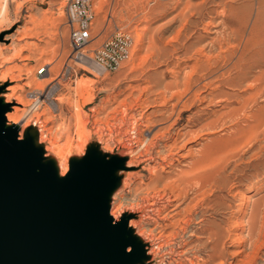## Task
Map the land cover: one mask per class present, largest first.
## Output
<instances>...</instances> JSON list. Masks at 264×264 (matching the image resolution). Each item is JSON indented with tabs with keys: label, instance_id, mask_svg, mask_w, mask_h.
<instances>
[{
	"label": "rangeland",
	"instance_id": "374dc122",
	"mask_svg": "<svg viewBox=\"0 0 264 264\" xmlns=\"http://www.w3.org/2000/svg\"><path fill=\"white\" fill-rule=\"evenodd\" d=\"M66 4L67 0H0V73H6L0 95L16 85L7 102L0 99L9 106L19 105L18 112H25L36 90L50 86L71 53ZM94 7L88 50L121 30L134 40L131 58L115 71L99 76L79 71L74 80L63 82L54 93L56 112L41 104L34 112L42 119L41 126H32L28 119L24 134L34 133L46 162L59 147L69 145L70 160L79 152V135L86 137L82 158L92 157L93 165H101V157L107 162L126 156L122 158L126 161L130 147L137 144L136 135L152 138L181 118L172 125L174 137L169 141L177 139V148L181 147L175 156L177 168H187L201 146L208 150L203 162L205 187L190 194L189 209L198 215L190 229L203 225L202 242L210 240L211 232L217 242L187 252L193 259L189 261L178 254L189 233L174 239L171 226L163 232L171 245L164 247L161 258L151 260L145 249L147 238L132 234L129 224L136 218L131 204L138 200L121 186L118 191L124 188L125 197L115 204L116 182L106 198L107 212L112 224L124 223L131 232L134 245L126 251L133 264H179L180 258L186 264H264V77L256 79L264 70V0H94ZM44 64L50 65L51 76L37 75ZM85 81L86 89L80 88ZM169 82L179 83L164 88ZM163 116L166 119L160 121ZM183 128L198 132L179 138ZM143 165L133 161L119 168L133 175ZM112 209L118 212V221ZM195 235L191 245L200 243Z\"/></svg>",
	"mask_w": 264,
	"mask_h": 264
},
{
	"label": "water",
	"instance_id": "95a60500",
	"mask_svg": "<svg viewBox=\"0 0 264 264\" xmlns=\"http://www.w3.org/2000/svg\"><path fill=\"white\" fill-rule=\"evenodd\" d=\"M9 108L0 99V264H133L131 232L112 224L106 203L116 183L111 168L122 158L93 165L84 157L75 180L51 191L39 180L50 168L44 162L38 170L33 135L18 139L17 125L6 126ZM97 194L104 195L99 207Z\"/></svg>",
	"mask_w": 264,
	"mask_h": 264
},
{
	"label": "bare ground",
	"instance_id": "6f19581e",
	"mask_svg": "<svg viewBox=\"0 0 264 264\" xmlns=\"http://www.w3.org/2000/svg\"><path fill=\"white\" fill-rule=\"evenodd\" d=\"M262 69H261V72H259L260 75L259 74L257 75L256 79H258V80H260V79H262L264 77V70H262ZM176 76L177 75H175V77ZM5 79H6V73L1 74L0 75V83L5 81ZM178 83L177 82L166 83L164 88L171 89L174 86H178ZM85 84H86V81L85 82H81L80 83V88L86 86ZM15 86L14 85H9L6 88V90L10 91V93H7L8 91L7 92H2L1 91L2 94L0 96H2L4 98V101L7 102L9 100V98L14 95V93L16 91V87ZM20 88H21V86H20ZM191 88H193L192 85H191ZM190 90L191 89H189V91ZM82 92H83V90H82ZM186 93H187V91H186ZM86 98H89V97H86ZM1 100H3V99H1ZM20 101L21 100L17 99L18 103H21ZM252 101H254V100H252ZM243 106H244V104H243ZM10 107L12 108V110L6 112V116H7L6 126L17 125V127H18V137L17 138L18 139H23L24 136H25L24 133L26 132V131H24V126L26 125L27 120L29 119L28 116H27L28 114L25 113V112L21 113L22 112L21 110H20L21 112L19 111L21 113L20 114L18 112V110L20 109L19 105H12ZM171 108H172V106H171ZM171 108H169V111H170ZM167 111H168V109H167ZM164 113H165V111H164ZM252 114H253V112H252ZM196 116L195 117L200 120L201 115L197 114ZM133 117L135 118V116H133ZM164 119H166V116H163V117L159 118L160 121L164 120ZM180 119L181 118L178 117L172 124L166 126L164 131H162V132H160L158 134L154 133V137H152V138L151 137L147 138L146 135L145 136L143 135L144 133L141 134V135H136L135 141L137 142V144H136L135 147H130V149H129L130 150V157L127 156L128 158H127L126 161L122 159V161H120V162H121L122 165H124V164L128 165L129 163H132L133 161H136L137 164H141L143 162L144 165L142 166V169H141L142 171L141 172L136 170L137 172L135 174L130 175L129 173H127L126 170H122L119 167H112L111 168V172L115 176H120V179H118V181H116L117 183H119L117 189H115L114 192L112 191L113 192L112 196H113V199H114V203H115V200H117V199L121 200L122 198L125 197V193L124 192H126V191H124V192L122 191L124 188H122L120 191H118L121 188V186H123L125 188L127 187V189H128V190L126 189L127 192H129L131 194V196L135 200H138L136 203H132L131 204V209L136 210L135 211L136 218L131 219L129 221V224H130V227H132V234L137 235L138 237H141L143 239L145 237L147 238V240L145 241L146 244H147L145 249H146L147 253L151 255V260H154L155 258H161L163 256L164 252H165L164 251V247L165 246L169 247L171 245L172 241H170L168 239L167 240L163 239V232L168 227H171V226L174 227V232L172 233L174 239L177 238L178 235L179 236L180 235L184 236V234L186 235L187 233H189V236L187 238H182L183 241H181V243H180L182 248L180 249V251H178L179 253L177 252L179 254V257L185 256L186 258H188L189 261H191L193 259H191L190 256L188 257L187 252L191 251L193 253H196L194 251V249L199 251L201 247H205L209 243L210 244L211 243L215 244L217 242V239L215 238L216 236H214L215 234L212 233V232L209 233V239L210 240L202 242L201 235L205 232L203 225H200V226L198 225L199 227H197V229H190V227L193 225V221L196 220L197 219L196 217L198 216L197 215L198 213H197L196 214L197 216L195 217L194 214L196 212L194 213V211L192 209H189L190 208V204H191L190 194L192 192L194 194L195 193L196 194L200 193L203 190V188L205 187V182H206L205 181V171H204L205 167L203 168V162H204V157H205L204 150L205 149L203 148L204 146H201V148L198 147L199 149L197 148L198 150H196L197 152L195 153V156L193 157V159L191 161H189V163H188L189 165L188 166L186 165L187 168L186 167L185 168H179V169L177 168V167H180V165L177 166V164L175 162V160H176L175 156L178 155V152H179L177 150L179 147L177 148V145H176L177 139H175L176 138L175 137L174 138L175 140H174V142L172 141V143H169V141H170V139L172 137H174L173 134H172V132H174V131L171 130L172 129V125L176 124L177 122H179ZM147 123H148V121H147ZM192 124H193V122H192ZM205 125H207V124H205ZM253 125H255V124H253ZM202 127H201V129H202ZM78 128H79L78 130H80V126ZM184 128H183V130H184ZM201 129H199V130H201ZM193 130H195V129H192V131L186 129V130H184L182 132L180 130V134H179V132H178L179 130H178L177 132L180 135V136L179 135L178 136H179V138L180 137L184 138L187 135H189V137H190V135H194V134H196L198 132V131H193ZM139 131H140V129H139ZM29 133L31 135L34 134L31 131ZM83 133H82V135H83ZM79 136H78L79 140H80V144H79L80 146H78L79 147V152L76 153V154H72V157H71L70 160L67 159V155L72 153L71 146L69 145V147L67 149L64 148V147H59L58 150L54 153L52 159L47 161L46 164L50 168V171H49V173H47V176H45L44 174L42 176H40L39 180L40 181L43 180V183L45 184L46 188H48L49 190H51V191L59 190L60 188L64 187L66 184H68L69 182H73V180H75L77 174L79 173V169H80L79 164H80V162L83 159L82 158V154L84 152V148H85L86 142L88 141L87 140L88 138H86V137L82 138L81 135H79ZM85 136H86V134H85ZM33 137H34V135H33ZM33 140H34V143L36 145H38V140L35 139V137L33 138ZM132 141H134V140H132ZM128 142L129 141H127V143ZM125 143L126 142H124V144ZM70 144H72V143H70ZM9 146L10 147L16 146V143L14 141H9ZM207 146H209V145H207ZM179 149H181V147ZM205 151H208V150H205ZM210 151H211V149H210ZM124 157H126V156H124ZM124 157H122V158H124ZM45 159H43L42 161H38L37 165H38V170L39 171L43 170L42 169L43 168L42 164L44 162H46ZM143 170L146 171L147 173L145 174ZM215 173H217V172L214 171V174L212 172V176H214ZM132 176L135 177V180H132V178H131ZM145 177L147 178V180H145ZM97 185H98V182H97ZM206 191H207V189H206ZM103 196L104 195H102V194H97L95 197H93V200H94V202L96 203V205L98 207L100 206V204L102 202ZM257 204H258V202H257ZM110 208H112V207H110ZM255 209H257V207ZM111 213H112L113 217L117 219L116 221H118V212H116V211H114L112 209ZM254 213H256V212H254ZM255 218L257 219V217H255ZM200 220H203V219L200 217ZM200 220L196 221V224H197V222L200 223L201 222ZM254 222L255 221H253L252 223H254ZM150 224H154L153 227L152 226L149 227ZM254 225H255V223H254ZM251 229L254 230L255 228L253 229L251 227ZM208 231H210V230H208ZM196 232H198V233H196ZM193 234L194 235L197 234V238L200 239V241H199L200 243H197L196 245H191V241L193 240V237H194ZM252 236H254V234ZM195 237H196V235H195ZM199 246H201V247L199 248ZM121 248H122V246L119 245L118 246V251L119 252H120ZM170 249L173 250V247H171ZM199 257L200 256H198V258ZM212 258L213 257H211V259ZM196 261H198V260H196ZM198 262H202V261H198ZM203 262L205 263V261H203ZM162 264H164V263L162 262ZM179 264H186V263H184V261L180 258Z\"/></svg>",
	"mask_w": 264,
	"mask_h": 264
},
{
	"label": "built area",
	"instance_id": "2783aa9c",
	"mask_svg": "<svg viewBox=\"0 0 264 264\" xmlns=\"http://www.w3.org/2000/svg\"><path fill=\"white\" fill-rule=\"evenodd\" d=\"M70 30L71 53L46 89H38L31 96V103L25 108L32 126H41L40 117L34 114L44 102L52 112L58 109L54 93L77 77L79 71L99 76L122 67L132 55L134 40L121 30L114 32L98 48L88 50L93 42L92 30L95 25L96 11L94 0H67L65 7ZM37 75L50 74V65L44 64L37 70Z\"/></svg>",
	"mask_w": 264,
	"mask_h": 264
},
{
	"label": "snow or ice",
	"instance_id": "6c2138e0",
	"mask_svg": "<svg viewBox=\"0 0 264 264\" xmlns=\"http://www.w3.org/2000/svg\"><path fill=\"white\" fill-rule=\"evenodd\" d=\"M37 155H39V152H38V148H37ZM100 163H106V162H103V159H102V157L100 158ZM130 255V254H129Z\"/></svg>",
	"mask_w": 264,
	"mask_h": 264
}]
</instances>
